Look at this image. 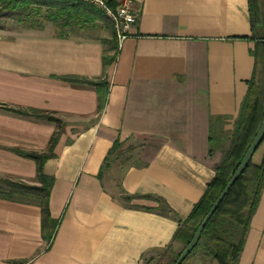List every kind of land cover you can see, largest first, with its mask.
I'll use <instances>...</instances> for the list:
<instances>
[{"label": "crops", "instance_id": "obj_1", "mask_svg": "<svg viewBox=\"0 0 264 264\" xmlns=\"http://www.w3.org/2000/svg\"><path fill=\"white\" fill-rule=\"evenodd\" d=\"M129 1L137 21L105 73V37L0 24V264H142L174 244L215 176L227 144L209 154L210 125L232 132L248 82H260L251 52L264 40V1L257 24L249 0ZM68 77L106 83L100 113L95 89ZM56 132L43 163L57 221L48 242L40 208L3 196L6 182L39 186L17 151L46 154ZM263 154L264 142L251 164ZM236 264H264V183Z\"/></svg>", "mask_w": 264, "mask_h": 264}, {"label": "trees", "instance_id": "obj_2", "mask_svg": "<svg viewBox=\"0 0 264 264\" xmlns=\"http://www.w3.org/2000/svg\"><path fill=\"white\" fill-rule=\"evenodd\" d=\"M264 0H249V13L253 23L257 24L260 16V2ZM109 7H115V0H106ZM17 6L28 8L30 6L37 8H46L48 11H54L53 15L68 21L92 23L99 19L96 10L92 6L65 0H0V11H16ZM108 38L103 43H110L113 50L112 56H107L104 51L102 64L104 73L113 63L116 52V39L110 20L105 17ZM67 24V23H65ZM255 63L260 65L262 76L259 84L255 83L254 78L248 82V91L242 101L238 115L234 121L233 130L230 133L218 135L211 129L209 134V154L216 149L224 147L222 150V159L216 166L215 176L207 185L206 190L199 201L194 205L191 213L176 230L173 240L188 245L192 239L199 224L209 212L214 201L218 198L226 183L235 173L247 149L251 145L257 132L259 131L264 119V40L256 43L255 49L251 52ZM66 82L76 85H86L93 87L97 94V112L100 113L106 102V88L102 94V88L106 83L100 81H91L87 79H78L74 77L65 78ZM14 114L24 117L43 118L46 121L60 127L61 122L52 116L38 113L26 112L22 110H8ZM220 119V118H219ZM218 119V120H219ZM57 132L52 136L49 142L46 154L27 153L17 151V154L31 159L36 164V181L39 186H28L24 184H14L6 182L9 188L8 193L3 197L9 200L24 201L28 204H35L41 211V231L42 238L48 242L51 241L53 232H55L57 221L53 220L49 212V196L52 179L43 174V163L51 155L56 142ZM264 142L261 140V143ZM261 145V144H260ZM117 148V143L113 145V150ZM264 183V154L259 166H253L251 161L229 189L227 195L219 204L213 216L207 222L201 237L192 250L193 253L204 240L203 255L210 258L215 264H236L238 256L243 248V242L248 230L249 221L254 215L259 202L260 194ZM128 199V198H127ZM170 247V246H169ZM182 252V251H181ZM180 252V253H181ZM179 254L169 259L164 264H174ZM190 253V254H191ZM189 257H186V259ZM185 259V260H186ZM184 260V261H185ZM183 261V262H184ZM182 262V264H183Z\"/></svg>", "mask_w": 264, "mask_h": 264}, {"label": "rangeland", "instance_id": "obj_3", "mask_svg": "<svg viewBox=\"0 0 264 264\" xmlns=\"http://www.w3.org/2000/svg\"><path fill=\"white\" fill-rule=\"evenodd\" d=\"M75 2V1H74ZM79 3V2H78ZM16 11H0V24H18L21 26H42L52 25L54 31L58 34L76 35L83 38L105 37L108 38L106 28L105 14L98 9H95L99 19L92 23L74 22L67 19L59 18L58 20L53 15L54 11H48L46 8H37L30 6L24 8L16 7ZM111 22V21H110ZM67 23V24H65ZM133 154L134 151L125 152L122 156L125 158L128 154ZM204 240L201 245L193 253L189 254L185 264H215L210 258L203 255ZM184 249L183 243L175 241L170 247L159 252L147 253L143 256L142 264H164L175 255L179 254Z\"/></svg>", "mask_w": 264, "mask_h": 264}, {"label": "water", "instance_id": "obj_4", "mask_svg": "<svg viewBox=\"0 0 264 264\" xmlns=\"http://www.w3.org/2000/svg\"><path fill=\"white\" fill-rule=\"evenodd\" d=\"M263 138H264V119H263V122L261 124L259 131L257 132V134H256L255 138L253 139L251 145L247 149V151H246L244 157L242 158L241 163L239 164L235 173L230 178V180L226 183V186L224 187V189L222 190V192L220 193L218 198L214 201L213 205L209 209V212H207V214L205 215V217L203 218V220L201 221L199 226H197L198 228L196 229L192 239L189 240L190 242L182 250V252L180 253L179 257L177 258V260L175 261L174 264H182V262L188 256V254H190L192 252V250L195 248V246L197 245L207 222L213 216V214L215 213L219 204L222 202L224 197L227 195L229 189L233 186V184L236 182V180L241 176V174L243 173V171L247 167L248 163L251 161L252 156L254 155L256 150L259 148V146L261 144V140H263Z\"/></svg>", "mask_w": 264, "mask_h": 264}, {"label": "built area", "instance_id": "obj_5", "mask_svg": "<svg viewBox=\"0 0 264 264\" xmlns=\"http://www.w3.org/2000/svg\"><path fill=\"white\" fill-rule=\"evenodd\" d=\"M76 1L95 9L101 10L105 16L111 21L114 36L116 39L117 50L127 38L128 29L137 21V13L134 12L129 0H115V8L112 9L106 3V0H65Z\"/></svg>", "mask_w": 264, "mask_h": 264}]
</instances>
